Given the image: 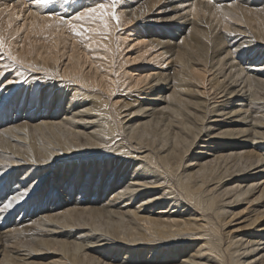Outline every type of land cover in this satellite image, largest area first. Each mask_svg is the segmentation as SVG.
<instances>
[{"label": "bare ground", "instance_id": "6f19581e", "mask_svg": "<svg viewBox=\"0 0 264 264\" xmlns=\"http://www.w3.org/2000/svg\"><path fill=\"white\" fill-rule=\"evenodd\" d=\"M10 1L0 35L49 75L0 58V264H264V0H124L91 49L41 29L104 0Z\"/></svg>", "mask_w": 264, "mask_h": 264}, {"label": "snow or ice", "instance_id": "6c2138e0", "mask_svg": "<svg viewBox=\"0 0 264 264\" xmlns=\"http://www.w3.org/2000/svg\"><path fill=\"white\" fill-rule=\"evenodd\" d=\"M211 2V0H210ZM31 3H34L39 8L47 9L49 5H55L57 3V0H31ZM123 0H104V2H96L95 6L91 7H83V11H78L75 13L74 16L65 17L62 16L59 12L55 11H49L47 14V19L54 20L53 24H45L43 25V28L41 29V33L45 30H50L54 26L56 28V34L60 32V28L62 26H67V28L71 31L72 35L75 37L81 38V42L83 41H90V43L86 44L85 47L91 49L93 45H97L98 41L93 39L91 34H99L103 38H107L109 29V20L115 22V26L117 29H119L121 20L118 15V5H122ZM39 15V13H37ZM19 19V17H17ZM91 22L95 23L99 21V24L97 27H89L84 22ZM39 25H33V27H38ZM11 27V25H9ZM103 28L104 32H99V28ZM31 31V29L29 30ZM38 33L37 35L41 34ZM48 37L45 36V40H47ZM55 41H53L54 43ZM31 47V45H29ZM105 50L107 51V47L105 46ZM0 58L6 59L10 63H6L4 65L5 70L14 69L19 66L20 69H26L29 72L32 73H44L45 75H49V70L42 68L41 66L31 63V62H25L24 59L18 57L17 55H14L10 46L7 44L5 37L3 35H0ZM5 72H0V77L5 76ZM16 76L22 75L21 71H16ZM57 75H59L57 73ZM68 78L66 77H60L61 81H65ZM15 78L7 79V84H13L15 83ZM4 81H0V85H3ZM111 95H115V93H111ZM32 163H36L35 160L32 161ZM30 195V192L27 189V186L24 187V191L16 190L15 195L8 196L6 198L7 202L4 203V209H11L13 207V202L19 204L21 201H23L27 196ZM3 202V201H0Z\"/></svg>", "mask_w": 264, "mask_h": 264}, {"label": "rangeland", "instance_id": "374dc122", "mask_svg": "<svg viewBox=\"0 0 264 264\" xmlns=\"http://www.w3.org/2000/svg\"><path fill=\"white\" fill-rule=\"evenodd\" d=\"M12 1H14V0H11L10 2H12ZM26 4H27V6L29 5V0H27ZM49 6H52V5H49ZM50 8L52 9V7H50ZM71 9H72V6L68 7V8L65 6V7L59 9L60 10L59 13L63 16V13L65 11L69 12ZM80 10H82V9H80ZM19 19H21V18L19 17ZM126 33H128V32H126ZM142 46H143V43L141 42V40H139L138 35L136 33H134V32H131L129 38L127 39L126 47L123 46V48H121V51H123L125 54H127V53L131 54V56H128V59L129 58L131 59V58H135V56L138 54V51H139L140 47H142ZM125 54H124V56H125ZM126 57L127 56H125V58ZM127 65H128L127 68H150V69H154L155 68L154 64L148 65V64H142V63H137V62H133V61H131L130 63L126 64L125 67ZM143 70H144V72H145V70L148 71L147 69H143ZM136 72H137V70H136ZM5 77L6 76H4L3 79ZM33 99H35V98H33Z\"/></svg>", "mask_w": 264, "mask_h": 264}]
</instances>
